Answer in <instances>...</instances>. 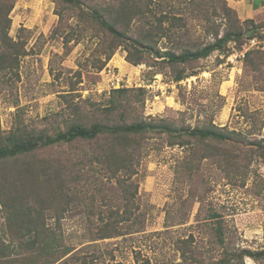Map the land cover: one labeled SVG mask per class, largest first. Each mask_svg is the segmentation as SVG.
<instances>
[{
  "label": "rangeland",
  "instance_id": "obj_1",
  "mask_svg": "<svg viewBox=\"0 0 264 264\" xmlns=\"http://www.w3.org/2000/svg\"><path fill=\"white\" fill-rule=\"evenodd\" d=\"M119 1L81 0L71 5L65 0H15L10 35L17 38L24 26L29 54L21 58L20 79L0 83V133L7 134L13 124L55 135L74 123L90 126L98 121L112 124L142 119H164L177 129L215 124L243 131L262 145L233 142L222 146L228 159L212 158L201 164L198 157L203 146L198 139L186 135L185 144L180 145L172 144L175 139L167 133L144 135V151L134 178L141 209L147 212L146 229L97 241L90 240L87 213L92 205L87 202L94 199L99 205L106 193L96 194L97 186H105L93 181L101 169L93 156L99 143L64 144L40 150L37 156L69 159L68 175L75 178V184L73 201L62 221L63 232L67 244L77 249L91 252L94 245H100L104 257L94 264H106L112 255L122 264H180L176 241L191 235V249L198 256L194 264H208L224 249L214 230L217 220L226 232L228 246L263 250L264 10L246 19L227 0L235 13L216 23L222 24L220 37L232 31L233 38L203 58L172 64L156 50L171 48L180 40L202 48L214 43L205 20L193 17L186 0H150L149 22L163 11H173L185 16L189 31L180 24L175 36L159 41L154 32L149 42L153 50L145 49L135 42L144 32V20L115 36L92 17L97 5ZM212 1L206 0V5L211 7ZM254 35L258 44L243 55L245 41ZM131 55H139V60ZM178 75L183 76L181 80ZM198 165L191 172L190 166ZM5 169L0 167L1 174ZM104 182L116 188V178ZM213 212L219 216L211 218ZM5 225L0 216V230ZM243 264H264V258L246 256Z\"/></svg>",
  "mask_w": 264,
  "mask_h": 264
},
{
  "label": "trees",
  "instance_id": "obj_2",
  "mask_svg": "<svg viewBox=\"0 0 264 264\" xmlns=\"http://www.w3.org/2000/svg\"><path fill=\"white\" fill-rule=\"evenodd\" d=\"M71 5H78L81 0H65ZM206 0H186L187 7L193 12V17L205 20V29L212 33L215 42L206 46H194L190 41H178L166 50L157 49L156 54L172 64L186 63L209 55L212 51L223 48L231 38L232 31H225L220 37L221 23L217 20L229 18L234 12L227 0H213L212 6L206 5ZM150 0H120L108 5L99 4L92 11V17L100 25L115 36L122 35L137 21L141 22L143 34L135 38V42L145 49L153 50L149 43L154 32L158 34L156 41L163 37L167 39L176 35L178 26L186 27L188 21L182 14L164 12L157 14L149 22ZM15 0H0V83L13 84L20 79L21 58L29 54L28 42L23 33L28 30L22 26L19 36L10 35L12 24L11 12ZM212 8V9H211ZM150 16V18L148 17ZM169 22V25L167 24ZM155 25V26H154ZM238 36L241 32L236 33ZM153 36V37H151ZM255 36V35H254ZM253 37V36H251ZM132 56V55H131ZM139 60V55H133ZM136 61L135 63H140ZM182 75L177 79L181 80ZM120 89L118 91H127ZM113 100L112 105L117 106ZM32 127V126H31ZM168 134L175 140L172 144L184 145V136L198 139L203 146L202 160L224 161L227 154L222 146L233 142L250 147L262 145L261 140L250 139L249 136L226 126H202L196 128L177 129L164 119H142L135 122L108 123L98 121L90 126L74 123L66 131H58L55 135L46 130H36L21 124H13L7 134L0 133V216L6 225L0 230V264H94L104 251L100 245H94L95 250L87 252L81 248L67 244L63 232L62 221L73 201L72 194L75 178L68 175L69 159L38 157L40 150H48L64 144L86 141L99 143V148L93 156L100 164V174L93 181H99L105 186H97L96 194L106 192L99 205L93 199V204L87 213L90 240H104L126 237L143 232L146 229L147 212L141 209L139 184L135 180L143 154L141 140L144 135ZM170 133V134H169ZM92 156V157H93ZM195 158H191L195 162ZM199 164V165H200ZM191 167V172L198 169ZM93 177V176H92ZM109 180L116 178V188ZM96 196V195H95ZM96 208V209H94ZM211 218L219 216L218 212L210 214ZM221 221L217 220L216 235L224 246L223 251L208 264H243L246 256L255 259L264 258V249L260 251L248 248L230 247L227 244L226 232ZM193 235L179 238L176 241L178 251H181L180 264H194L197 252L191 249ZM90 245V244H88ZM87 245V246H88ZM99 251V252H98ZM106 264H122L115 260L114 255Z\"/></svg>",
  "mask_w": 264,
  "mask_h": 264
},
{
  "label": "crops",
  "instance_id": "obj_3",
  "mask_svg": "<svg viewBox=\"0 0 264 264\" xmlns=\"http://www.w3.org/2000/svg\"><path fill=\"white\" fill-rule=\"evenodd\" d=\"M230 4L246 19H253L264 10V0H232Z\"/></svg>",
  "mask_w": 264,
  "mask_h": 264
},
{
  "label": "built area",
  "instance_id": "obj_4",
  "mask_svg": "<svg viewBox=\"0 0 264 264\" xmlns=\"http://www.w3.org/2000/svg\"><path fill=\"white\" fill-rule=\"evenodd\" d=\"M256 44H258V40H257L256 36H253L252 38L246 40L245 41L244 50L242 51V54L245 55L246 51H248L252 47L256 46Z\"/></svg>",
  "mask_w": 264,
  "mask_h": 264
}]
</instances>
